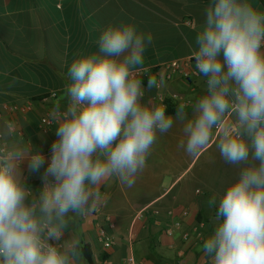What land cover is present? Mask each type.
I'll use <instances>...</instances> for the list:
<instances>
[{
    "label": "clouds",
    "instance_id": "obj_1",
    "mask_svg": "<svg viewBox=\"0 0 264 264\" xmlns=\"http://www.w3.org/2000/svg\"><path fill=\"white\" fill-rule=\"evenodd\" d=\"M151 32L131 22L110 23L98 50L74 56L66 86L67 105L50 117L55 137L50 159L0 128V264H84L81 241L70 237L74 219L103 203L100 186L118 179L133 188L148 167L159 135L182 125L177 147L189 157L213 141L232 180L207 201L214 228L202 244L208 264H264V11L249 0H210L192 52L205 91L174 115L145 102L164 86L139 77ZM28 173L43 172L34 191ZM67 234V238H65Z\"/></svg>",
    "mask_w": 264,
    "mask_h": 264
},
{
    "label": "crops",
    "instance_id": "obj_2",
    "mask_svg": "<svg viewBox=\"0 0 264 264\" xmlns=\"http://www.w3.org/2000/svg\"><path fill=\"white\" fill-rule=\"evenodd\" d=\"M249 2L264 11L262 0ZM208 3L0 0V128L5 122L14 123L16 138L50 159L56 124L43 129L41 120L56 105L66 107L71 61L78 53L96 52L101 31L110 23L122 22L134 23L138 30L153 35L142 69L159 67L150 76L163 77L164 86L146 90L144 101L165 106L172 103L176 108L184 103L191 114L192 104L205 91L204 78L199 74L189 79L180 74L168 78L163 65L192 57ZM149 77L142 78L145 87ZM50 92H59L58 99L44 102L42 98ZM15 106L19 110L12 112ZM181 127L177 123L159 135L148 167L133 188L115 178L103 183V203L98 210L73 220L69 236L91 248V264H129L130 258L135 264H208L202 244L214 228V211L206 201L224 190L235 169L221 160L214 141L200 155L189 157L177 147L183 138ZM27 163L22 168L28 184L39 191L47 163L36 173H28ZM177 221L182 228L169 236L167 230ZM194 226L199 227L200 236L192 234L183 240V233ZM100 227L114 236V249L104 250L99 244ZM84 264L90 263L84 258Z\"/></svg>",
    "mask_w": 264,
    "mask_h": 264
},
{
    "label": "built area",
    "instance_id": "obj_3",
    "mask_svg": "<svg viewBox=\"0 0 264 264\" xmlns=\"http://www.w3.org/2000/svg\"><path fill=\"white\" fill-rule=\"evenodd\" d=\"M163 68L167 72V77L168 78H173L175 75H181L186 79H189L193 75L198 74V70L196 68V61L193 57L185 60H177V61H172L167 64L163 65ZM159 69V67L156 68H146V69H141V71L138 73L139 77L142 78H147L149 77L154 70ZM60 93L59 92H50L46 96L42 98L44 102L50 101V100H57L59 97ZM174 100L177 99V97L173 98ZM19 108L17 106L12 108V112H17ZM54 124V121L50 117V113L46 114L45 117L42 118L41 120V127L43 129H48L50 126ZM156 216L159 214V212L155 213ZM171 214V213H170ZM183 215H187L185 212ZM112 225V223H111ZM182 228V223L181 221H177L173 223V228H169L167 230V234L169 236H174L175 230H180ZM192 234H196L200 236L199 234V227L194 226L190 232H185L182 235L183 240H188ZM98 242L102 246L104 250H112L116 246V240L112 234H110L106 229L100 227L98 230ZM129 264H135V260L133 258L129 259Z\"/></svg>",
    "mask_w": 264,
    "mask_h": 264
},
{
    "label": "trees",
    "instance_id": "obj_4",
    "mask_svg": "<svg viewBox=\"0 0 264 264\" xmlns=\"http://www.w3.org/2000/svg\"><path fill=\"white\" fill-rule=\"evenodd\" d=\"M199 1L210 2V0H199ZM262 1L264 2V0ZM166 110H167V113L174 115L176 111V107L172 103H167ZM81 249H82V255L87 260V262L91 264L92 263L91 248L89 246H81Z\"/></svg>",
    "mask_w": 264,
    "mask_h": 264
}]
</instances>
